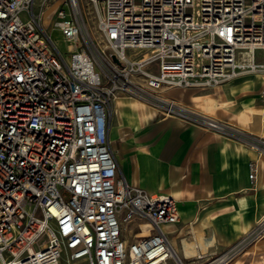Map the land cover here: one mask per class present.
Wrapping results in <instances>:
<instances>
[{"label":"built area","instance_id":"obj_1","mask_svg":"<svg viewBox=\"0 0 264 264\" xmlns=\"http://www.w3.org/2000/svg\"><path fill=\"white\" fill-rule=\"evenodd\" d=\"M50 1L0 0V264H186L163 228L180 220L175 197L119 172L112 100L124 92L184 113L142 84L210 87L263 72L264 0H91L112 49L103 58L83 44L79 0H62L54 24L72 44L68 59L43 26ZM254 145L264 157V137ZM257 169L250 160L253 180ZM263 235L264 218L222 255Z\"/></svg>","mask_w":264,"mask_h":264},{"label":"crops","instance_id":"obj_2","mask_svg":"<svg viewBox=\"0 0 264 264\" xmlns=\"http://www.w3.org/2000/svg\"><path fill=\"white\" fill-rule=\"evenodd\" d=\"M263 89L264 71L210 87L164 88L184 113H162L133 97L114 99L109 139L119 172L132 185L175 197L180 220L163 228L182 260L230 247L264 218V157L254 145L264 137ZM135 232L125 228L123 237L132 241Z\"/></svg>","mask_w":264,"mask_h":264},{"label":"rangeland","instance_id":"obj_3","mask_svg":"<svg viewBox=\"0 0 264 264\" xmlns=\"http://www.w3.org/2000/svg\"><path fill=\"white\" fill-rule=\"evenodd\" d=\"M61 5L67 6V3H63L62 0H51L48 5L44 6L45 11L43 14V26L46 31L50 34L52 40L57 45L58 49L63 53V55L68 59L69 58V44L70 42L65 39L62 32L59 28L55 26L56 15L55 12L57 8ZM79 13L78 19L82 25L83 29V44L89 46L91 51L103 58L104 55H108L112 49L107 45L102 33L98 28V14L97 9L94 3L91 0H79ZM71 47V45H70ZM257 55L260 59L264 60L261 50L257 51ZM144 83V81H142ZM143 93L146 96L151 94L159 95L164 97V89L162 90H153L148 88L146 85L142 84ZM130 97L128 93L118 92L117 97ZM115 97V98H117ZM114 98V99H115ZM112 100V110L113 103ZM145 101L143 99H140ZM146 102V101H145ZM148 103H151L154 106H157L155 102L149 100ZM161 112V110H159ZM126 228H132V232L139 231L141 228L139 223H126ZM230 247L219 251L212 255H205L203 258H197V256L190 261L183 260L186 264H215L214 260L220 255L224 254ZM217 262V261H216ZM264 264V235L256 240L255 242L248 244L244 248L240 249L237 253L229 256L221 264ZM61 264H81L80 261H73L68 263L66 259H61Z\"/></svg>","mask_w":264,"mask_h":264},{"label":"bare ground","instance_id":"obj_4","mask_svg":"<svg viewBox=\"0 0 264 264\" xmlns=\"http://www.w3.org/2000/svg\"><path fill=\"white\" fill-rule=\"evenodd\" d=\"M75 9L78 10V9H79V5L75 6ZM70 45H71V47H72V44H70ZM226 259H227V257H225V255H222V256L218 257V258L215 260V262L217 261L216 264H221V263H223Z\"/></svg>","mask_w":264,"mask_h":264}]
</instances>
